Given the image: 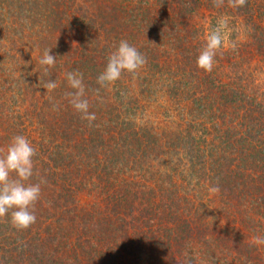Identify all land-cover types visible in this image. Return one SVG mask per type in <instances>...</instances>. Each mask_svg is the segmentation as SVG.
Instances as JSON below:
<instances>
[{
    "label": "trees",
    "instance_id": "1",
    "mask_svg": "<svg viewBox=\"0 0 264 264\" xmlns=\"http://www.w3.org/2000/svg\"><path fill=\"white\" fill-rule=\"evenodd\" d=\"M220 18L236 48L205 72L197 56ZM0 24V149L27 137L28 183L46 181L33 225L0 218V264H264V67L248 57L264 58V0H0ZM121 40L147 63L101 87ZM73 70L92 125L66 99ZM157 87L172 122L155 126L140 111Z\"/></svg>",
    "mask_w": 264,
    "mask_h": 264
},
{
    "label": "clouds",
    "instance_id": "2",
    "mask_svg": "<svg viewBox=\"0 0 264 264\" xmlns=\"http://www.w3.org/2000/svg\"><path fill=\"white\" fill-rule=\"evenodd\" d=\"M214 5L220 7L224 0H213ZM233 8L243 7L246 0H228ZM232 29L225 18L217 20L214 27L206 36V42L197 56L198 68L211 72L216 63V57L225 48L235 50L236 43L230 37ZM56 63V57L51 54V49L44 50L39 64L45 74ZM147 60L138 49L121 40L109 57L104 70L98 75L97 83L104 87L120 79L122 73H135L141 69ZM67 84L72 91L66 94V99L72 108L80 113L81 119L89 125L96 120L95 112L89 111V101L85 99V85L83 74L73 70L66 74ZM44 88L51 91L57 88V82L49 79L44 83ZM36 148L24 135L11 138L7 149H0V218L9 216L10 223L18 230L28 229L36 222L34 205L41 196V184L46 181L41 178L39 183H28L34 175V157ZM212 191H219L212 187ZM253 243L257 246L264 245V236L256 235Z\"/></svg>",
    "mask_w": 264,
    "mask_h": 264
},
{
    "label": "rangeland",
    "instance_id": "3",
    "mask_svg": "<svg viewBox=\"0 0 264 264\" xmlns=\"http://www.w3.org/2000/svg\"><path fill=\"white\" fill-rule=\"evenodd\" d=\"M197 22H200L199 21V19L198 18H196L195 19ZM211 19H209V22L208 21H206L207 22V24H208V26H210V28H211ZM233 22V21H232ZM231 21L229 22V23H232ZM1 25V24H0ZM233 28H231L232 29V31H231V33H230V35H233V33H234V31H235V26H232ZM208 31H210V30H208ZM20 34H22V35H25L26 36V33L25 32H22V33H20ZM208 34V33H207ZM240 39H241V41H242V44H247L249 41H248V38L247 37H245V36H241L240 37ZM18 41H19V44H20V46H21V48L23 47V43H22V41H20V37L18 36ZM240 42V40L238 41V43ZM15 46V45H14ZM35 47V46H34ZM20 48L18 47V44H16V46H15V50H19ZM23 50V49H22ZM235 55H236V53H234ZM253 55H248V57L249 56H251V57H253L252 58V63H251V65H252V67H254V68H260V67H264V58H262V57H259L257 54H256V51H255V49H253V53H252ZM169 70H171V67H170V69ZM260 70V69H259ZM231 71V73H233V72H235V73H237V72H239L238 71V68H236V70L233 68V69H231L230 70ZM254 82H255V84H258V85H260V86H263L264 87V73L262 72V73H259V72H257L256 73V75H255V77H254ZM157 92V93H156ZM151 93H153V92H151ZM154 94L155 95H152V94H150L149 96H154V98H156V99H153V98H150V103L149 104H146L145 103V105L142 107V109L143 110H141L140 111V118L142 119V120H144V119H148V120H153L154 122H153V124L155 125V126H157V123L158 122H162L163 121V123L165 122V123H167V122H172V120H171V117H172V114H168L167 112H165L166 110H165V105L166 106H168V103H166L165 102V99H163L162 98V94H161V91H160V88L159 87H157L156 89H154ZM157 109H159V111L157 110ZM160 112V113H159ZM164 113V114H163ZM204 113V112H203ZM163 114V115H162ZM197 114V113H196ZM199 114H197V116H198ZM174 118L176 117V118H178L177 117V114L175 113L174 114V116H173ZM192 117H194V115L193 116H189L188 118H192ZM200 118H201V115H200ZM205 119V118H204ZM174 120V119H173ZM9 232H11V230H9ZM8 232V233H9ZM7 233V234H8ZM11 233H13V231L11 232ZM1 236V235H0ZM2 238V237H1ZM12 242V240H9L6 244H4V246L6 247V248H8L9 247V245H10V243Z\"/></svg>",
    "mask_w": 264,
    "mask_h": 264
}]
</instances>
